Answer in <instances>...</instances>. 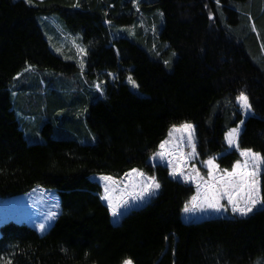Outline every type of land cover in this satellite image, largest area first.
<instances>
[{"label":"trees","instance_id":"1","mask_svg":"<svg viewBox=\"0 0 264 264\" xmlns=\"http://www.w3.org/2000/svg\"><path fill=\"white\" fill-rule=\"evenodd\" d=\"M133 2L0 0V198L42 187L60 205L44 235L24 222L1 224L0 264H264V207L245 218L185 222L195 188L150 161L169 129L183 123L195 127L199 163L215 158L232 168L240 157L227 151L225 133L241 120L240 149L264 154V0H153L163 15L157 50L110 37L106 21L132 25L139 35L147 19L137 7L142 0ZM53 14L82 34L86 74L106 81L102 97L78 96L72 110L64 91L42 96L40 84L15 77L27 65L65 76L75 69L50 51L41 31L39 18ZM165 43L167 62L157 58ZM128 75L140 94L126 84ZM241 92L252 105L246 118ZM16 110L23 124L48 118L41 143H27ZM82 116L94 143L66 137H88ZM133 169L155 176L159 193L114 224L90 177L121 179ZM262 183L264 194V171Z\"/></svg>","mask_w":264,"mask_h":264},{"label":"rangeland","instance_id":"2","mask_svg":"<svg viewBox=\"0 0 264 264\" xmlns=\"http://www.w3.org/2000/svg\"><path fill=\"white\" fill-rule=\"evenodd\" d=\"M133 1L135 2L137 0H133ZM152 2L153 0H142L141 3L137 2V7H139V13L141 15L143 14V16L147 19V22L141 21V24L143 26H141L142 28H140L139 35L138 32L134 30L131 31L132 25L127 28L124 26H118L113 21H106V24L109 28L110 37L111 38L126 37L136 42L140 47H143L146 50H149V46H151L154 50H157L156 46L162 44V42L159 39V32L163 25V15L158 8L153 7ZM38 23L48 43V47L50 51L58 55L64 61L73 64L75 66V69L72 71V73L69 76H65L63 73L54 72L48 69L40 70L32 65H27L15 77H20L21 75L24 76L27 79L28 85L30 84V82L33 83L34 81L37 84H40L41 89L39 94L42 96L45 95V92L48 89H53L56 92L64 91V94L68 95V99H66V104H67L66 106L70 110H72V108L74 107H79L78 105L80 104V102H77L75 100L78 98V96L87 97L88 98L86 100L87 102H89V99L91 100V102H93L96 100V98L102 97L105 94L106 81L103 79L99 80L97 78H90L86 74L87 72L86 57L88 54V48L83 43L82 34L72 33L70 30H68V28L65 27V25L62 23V21L59 19L58 15L56 14H53L52 16L40 17ZM79 49H84L86 51V54L79 52ZM168 54H169L168 46L165 43L163 45V48L159 50L157 54V58L164 62H167L169 59ZM171 54L175 56V53L171 52ZM129 76L130 75H128L125 79L126 84H128L129 88L133 92L140 94L138 88L137 87L134 88L128 82ZM113 78L114 75L110 74L111 81L113 80ZM97 85H99V89L97 88ZM13 96L14 95H12V97ZM241 111L244 113V117L246 118L249 112L246 114L243 110ZM20 115L21 113L16 110V117L18 120L20 118ZM62 115L63 112L60 111L58 114L59 120L62 119ZM77 119L82 123L84 130H86V132L88 133V137L86 136L84 138L76 132H74L75 135L69 134L66 137L67 138L71 137L81 143H87V142L94 143V137H92V135L88 132L83 116L77 117ZM46 123H48V118H46V116L42 117V115L38 118L37 122H35L34 120H28L27 124H23L19 120L20 127L23 131V135L27 143H41L43 141L41 131ZM239 127L241 130V125H239ZM172 128L173 126L170 129ZM169 131L165 140H169V139L174 140V138L169 137ZM53 137H57L56 130L53 132ZM87 139L89 140L87 141ZM168 147L170 148L171 145H169ZM181 147L183 148L184 152L186 153L191 152V147L187 143L181 145ZM159 151L160 148H158V150L150 157L151 163L154 165L159 164L166 166L169 171V176L172 179L179 180L192 185L195 188V193H194L195 196L197 194L196 182H192V181L186 182L182 177L173 178L170 175L171 169L168 166L167 158L164 160L159 159V157L153 159V156ZM227 151L228 152L236 151L239 155V152L234 148H229L228 144H227ZM241 159L242 157H240L239 160ZM193 167L199 169L200 175L203 176L205 180L209 179L207 176L208 169L205 167L204 162L199 163L196 157L193 158L189 162V165L186 168V172L190 174ZM231 170L232 168L229 171ZM102 176H106V175H92L90 177V181L98 183L100 184V186H103L104 188V181L100 179V177ZM137 179L139 178L137 177ZM115 180L118 183L121 181H123L124 184L128 183V181L125 180V177ZM262 186L263 183H262V174H261V191H262ZM43 190L44 188L42 187H36L23 195L5 198V199L0 198V212H2V214L0 215V225L8 220H13L19 223L24 222L28 224L30 227L35 228L40 235H44L58 217L60 206H59V200L57 194L55 193L54 190L47 189L48 192L46 194L43 193ZM158 193H159V189L156 191L154 195L145 197L144 200L128 199V197L125 196V198L128 199V203L127 205L119 209V214L117 216H120L123 212H124L123 214H125L132 209H138L145 206ZM115 195L119 197L121 193L116 192ZM191 200L188 204L190 208H191ZM2 202H6L9 204L5 206H1ZM105 202L107 203L108 205L107 207L109 208L108 201ZM222 203L227 205L226 200L222 201ZM262 208L263 207L258 206L256 209H254V211ZM109 210L110 213L112 214L110 208ZM252 213H250L249 215H251ZM53 214H55V217L50 219V217ZM234 217L245 218V217H240L239 215H233L230 206H228L227 211L216 212L211 209L196 208L188 213H185L183 211L182 214V218L185 222L191 221L193 223H198L204 220H211V219H230ZM41 224L45 225V230L43 232L40 230Z\"/></svg>","mask_w":264,"mask_h":264},{"label":"snow or ice","instance_id":"3","mask_svg":"<svg viewBox=\"0 0 264 264\" xmlns=\"http://www.w3.org/2000/svg\"><path fill=\"white\" fill-rule=\"evenodd\" d=\"M31 3V0H28ZM79 52L86 54L84 49ZM128 82L134 87H139L131 76ZM99 89V85H97ZM241 110L246 114L251 111L252 105L249 97L241 92L236 98ZM243 125L244 121L241 120ZM240 127L229 129L225 133V141L229 148H234L239 152L241 160H237L232 166V170L220 169L215 158H209L204 161L208 169L205 180L200 175L199 169L193 167L191 173L186 172L189 162L198 154L195 144V127L190 123H184L180 126H173L169 131V137L174 138L163 141L160 145V151L153 156V159L159 157L164 160L167 158L170 167V175L173 178L182 177L186 182H196L197 194L192 197L191 208L186 204L183 211L188 213L196 208L211 209L216 212L227 211L231 208L233 215L247 217L258 206L264 207V194L261 191V174L264 171V154L254 152L251 149H240L239 146ZM187 143L191 147V152H184L181 145ZM171 145L169 148L168 146ZM137 177L139 179H137ZM104 181V194L102 200L108 201L112 215L119 214V209L128 203V199L144 200L145 197L152 196L160 188V184L155 176H146L143 172L133 169L125 174L123 181L117 182L111 176L100 177ZM123 185V186H122ZM116 192L121 195L117 197ZM128 197V199L125 198ZM226 200L227 205L222 203ZM53 214L51 218H54ZM40 230H45V225H40ZM11 264V261H7ZM123 264H133L131 259L125 260Z\"/></svg>","mask_w":264,"mask_h":264},{"label":"crops","instance_id":"4","mask_svg":"<svg viewBox=\"0 0 264 264\" xmlns=\"http://www.w3.org/2000/svg\"><path fill=\"white\" fill-rule=\"evenodd\" d=\"M251 115V112H249L248 114H247V116H250ZM159 148V147H158ZM131 172V171H130ZM129 173V172H128ZM125 177V176H124ZM123 178V177H122ZM102 187V193H101V196L103 195V192H104V188H103V186H101ZM101 198V197H100ZM102 200V199H101ZM103 202H104V204L106 205V206H108L107 205V203L105 202V200H102ZM9 203H6V202H2V204H1V206H5V205H8ZM124 213V212H123ZM121 214L120 216H113L112 214H111V219H112V222L114 223V224H117V223H119V221H120V219H121V217L124 215V214ZM2 214V212H0V215Z\"/></svg>","mask_w":264,"mask_h":264},{"label":"bare ground","instance_id":"5","mask_svg":"<svg viewBox=\"0 0 264 264\" xmlns=\"http://www.w3.org/2000/svg\"><path fill=\"white\" fill-rule=\"evenodd\" d=\"M47 190V189H46Z\"/></svg>","mask_w":264,"mask_h":264}]
</instances>
